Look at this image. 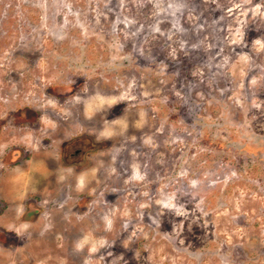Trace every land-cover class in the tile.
<instances>
[{
	"label": "rangeland",
	"instance_id": "obj_1",
	"mask_svg": "<svg viewBox=\"0 0 264 264\" xmlns=\"http://www.w3.org/2000/svg\"><path fill=\"white\" fill-rule=\"evenodd\" d=\"M0 242L264 264V0H0Z\"/></svg>",
	"mask_w": 264,
	"mask_h": 264
},
{
	"label": "flooded vegetation",
	"instance_id": "obj_2",
	"mask_svg": "<svg viewBox=\"0 0 264 264\" xmlns=\"http://www.w3.org/2000/svg\"><path fill=\"white\" fill-rule=\"evenodd\" d=\"M9 240V242L7 243V246L10 244V246L13 244V241H16L17 239H14V238H12V240H10V239H8ZM7 240V241H8ZM0 244H1V242H0Z\"/></svg>",
	"mask_w": 264,
	"mask_h": 264
},
{
	"label": "bare ground",
	"instance_id": "obj_3",
	"mask_svg": "<svg viewBox=\"0 0 264 264\" xmlns=\"http://www.w3.org/2000/svg\"><path fill=\"white\" fill-rule=\"evenodd\" d=\"M44 246V245H43Z\"/></svg>",
	"mask_w": 264,
	"mask_h": 264
}]
</instances>
